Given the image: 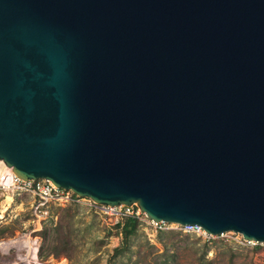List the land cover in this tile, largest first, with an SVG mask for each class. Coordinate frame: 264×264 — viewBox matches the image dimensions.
I'll list each match as a JSON object with an SVG mask.
<instances>
[{
  "label": "water",
  "instance_id": "obj_1",
  "mask_svg": "<svg viewBox=\"0 0 264 264\" xmlns=\"http://www.w3.org/2000/svg\"><path fill=\"white\" fill-rule=\"evenodd\" d=\"M0 161L264 243V0H0Z\"/></svg>",
  "mask_w": 264,
  "mask_h": 264
},
{
  "label": "rangeland",
  "instance_id": "obj_2",
  "mask_svg": "<svg viewBox=\"0 0 264 264\" xmlns=\"http://www.w3.org/2000/svg\"><path fill=\"white\" fill-rule=\"evenodd\" d=\"M46 209L37 216L29 196L0 190V264H264V245L242 243L237 232L208 239L187 233L173 245L168 238L170 230H178L175 223L159 228L145 217L113 255L122 218L86 201L50 203ZM60 245L65 250L56 252Z\"/></svg>",
  "mask_w": 264,
  "mask_h": 264
},
{
  "label": "built area",
  "instance_id": "obj_3",
  "mask_svg": "<svg viewBox=\"0 0 264 264\" xmlns=\"http://www.w3.org/2000/svg\"><path fill=\"white\" fill-rule=\"evenodd\" d=\"M0 190L1 191H10L15 193H22L31 198L32 211L35 215L45 213L47 211L46 206L50 203H69V202H81L86 201L90 206H92L96 211L106 214L114 215L116 217H126L132 216L137 219H142L143 217L146 220L154 225L155 227H163L166 222L164 221H153L148 218L145 213L139 209V207L132 203L129 205L120 203L118 205H109V204H99L93 202L87 197H81L76 195L70 188H64L61 186H56L52 181L45 177L37 178H21L17 176L10 167H7L4 163L0 161ZM175 226L178 230L182 232L192 233L198 236H201L205 239L212 237L213 235L204 231L202 227L197 224H177ZM227 232L233 231H224L218 235H223ZM239 238L242 243H261L256 242L250 239H244L240 234Z\"/></svg>",
  "mask_w": 264,
  "mask_h": 264
},
{
  "label": "trees",
  "instance_id": "obj_4",
  "mask_svg": "<svg viewBox=\"0 0 264 264\" xmlns=\"http://www.w3.org/2000/svg\"><path fill=\"white\" fill-rule=\"evenodd\" d=\"M137 224L138 219L132 216L123 217L120 221L117 222V225H120L121 241L119 245L113 248V255L122 251L127 246L128 238L136 230ZM169 233L170 235L168 241H171L173 245L179 244L189 237L187 232H182L180 230H170ZM64 250L65 246L60 245L56 252H62Z\"/></svg>",
  "mask_w": 264,
  "mask_h": 264
},
{
  "label": "bare ground",
  "instance_id": "obj_5",
  "mask_svg": "<svg viewBox=\"0 0 264 264\" xmlns=\"http://www.w3.org/2000/svg\"><path fill=\"white\" fill-rule=\"evenodd\" d=\"M11 195H12V194H11ZM5 199H6V200H11V197H10V195H8V194H7V195H5ZM6 202H7V201H6Z\"/></svg>",
  "mask_w": 264,
  "mask_h": 264
}]
</instances>
